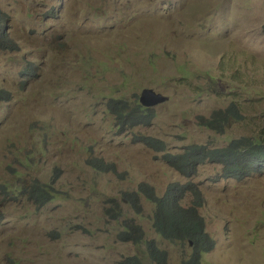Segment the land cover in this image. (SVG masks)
<instances>
[{"label":"rangeland","instance_id":"rangeland-1","mask_svg":"<svg viewBox=\"0 0 264 264\" xmlns=\"http://www.w3.org/2000/svg\"><path fill=\"white\" fill-rule=\"evenodd\" d=\"M0 7L4 33L18 47H0V264H121L131 255L149 263L150 238L177 264L190 245L154 232L153 200L139 188L159 197L187 180L201 192L198 213L214 240L202 263L264 264V171L236 179L205 161L186 178L163 160L189 144L259 135L264 0H0ZM222 60L232 66L221 68ZM144 89L167 100L152 107L150 125L120 131L109 100L132 102ZM230 102L240 104L241 121L221 131L202 125L200 117ZM140 134L162 140L164 151ZM88 155L116 172L94 170ZM30 179L53 186L44 206L27 197ZM125 219L142 226V240L119 239L131 230Z\"/></svg>","mask_w":264,"mask_h":264},{"label":"trees","instance_id":"trees-1","mask_svg":"<svg viewBox=\"0 0 264 264\" xmlns=\"http://www.w3.org/2000/svg\"><path fill=\"white\" fill-rule=\"evenodd\" d=\"M5 17L0 7V47L17 50L18 47L4 33ZM226 66H232V63L222 60L220 67ZM30 68L31 66L25 67L26 73L30 72ZM239 106L240 104L230 102L224 108L214 110L210 118L200 117L199 120H202V125L221 131L230 120L241 121L243 119ZM108 110L113 115L112 118L120 131L150 125L155 116L154 108L142 106L138 95L132 102L123 98H111ZM138 141L154 148L155 151L163 152L165 148L162 140L150 135L140 134ZM163 160L180 176L186 178H189L188 175H195L198 166L205 161L219 163L221 175L236 179L244 178L251 173H262L264 171V126L259 135H243L233 138L224 146L209 148L200 143L189 144L179 152H165ZM88 161L96 171L116 172L115 164L105 162L104 158L89 156ZM28 184L27 197L39 206H44L53 198V186L48 183H42L39 179H30ZM1 187L6 188L4 184H0V189ZM139 189L141 193L143 192L153 200L152 227L154 232L169 242L178 244L191 242L188 253L177 264H203L202 257L213 248L214 240L205 232L204 221L198 213L202 199L196 184L190 180L183 183L172 182L159 197L154 196L152 187L141 184ZM128 197L135 206L138 194L135 192ZM125 224L131 230H121L118 233L119 239L124 242L142 240L144 231L140 224H135L134 219H125ZM144 243L149 263L138 255H131L123 259L121 264H172L168 262L166 251L158 248L153 238L144 239Z\"/></svg>","mask_w":264,"mask_h":264},{"label":"water","instance_id":"water-1","mask_svg":"<svg viewBox=\"0 0 264 264\" xmlns=\"http://www.w3.org/2000/svg\"><path fill=\"white\" fill-rule=\"evenodd\" d=\"M167 100V97L160 93L154 92L153 89H144L139 95V102L144 107L152 108L159 103H163ZM191 245V242L188 243Z\"/></svg>","mask_w":264,"mask_h":264},{"label":"clouds","instance_id":"clouds-1","mask_svg":"<svg viewBox=\"0 0 264 264\" xmlns=\"http://www.w3.org/2000/svg\"><path fill=\"white\" fill-rule=\"evenodd\" d=\"M89 156H92V155H88L87 158H89ZM95 157H100V156H95ZM100 158H102V157H100Z\"/></svg>","mask_w":264,"mask_h":264}]
</instances>
